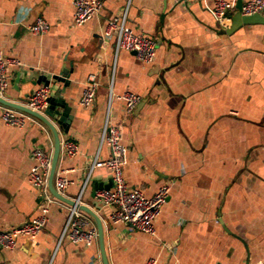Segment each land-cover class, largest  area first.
<instances>
[{
	"label": "crops",
	"instance_id": "0c3cea01",
	"mask_svg": "<svg viewBox=\"0 0 264 264\" xmlns=\"http://www.w3.org/2000/svg\"><path fill=\"white\" fill-rule=\"evenodd\" d=\"M220 27L208 0H103L97 15L74 25L73 0H0V54L7 62V99L22 104L51 81L49 97L60 91L70 116L67 132L56 127L60 150L56 177L69 183L62 192L77 198L101 221L109 264H264V25ZM126 8V25L155 45L152 63L143 64L115 49L108 23ZM264 16V13L262 14ZM38 18L47 32L29 29ZM98 83L94 102L80 104L88 77ZM140 98L125 112L123 93ZM0 106V231L39 215L40 191L28 181L31 154H51L52 139L36 121L19 128L3 123ZM119 130L124 148L122 175L130 190L151 198L163 185L169 195L154 222V234L128 231L113 222L114 206L97 200L110 190L111 174L94 160L109 157L99 145L106 116ZM68 206L52 201L34 240L15 239L0 247V264H102L97 239L90 246L59 238ZM93 223V222H92ZM94 226V224H93ZM95 227V226H94Z\"/></svg>",
	"mask_w": 264,
	"mask_h": 264
},
{
	"label": "built area",
	"instance_id": "2783aa9c",
	"mask_svg": "<svg viewBox=\"0 0 264 264\" xmlns=\"http://www.w3.org/2000/svg\"><path fill=\"white\" fill-rule=\"evenodd\" d=\"M212 4V15L215 22L222 28H227L233 12V6L227 0H208ZM103 0H73L75 12L73 15L74 25L80 26L97 15L102 9ZM126 8L119 17L111 20L107 25V33L114 31L116 34L115 49L126 50L135 55L143 64H150L155 54L154 42L141 35L134 33L126 25ZM264 13V0H249L241 6V16L262 15ZM29 31L37 36L46 34L47 24L42 18H38ZM6 61L0 54V99L7 100V75L5 72ZM98 83L94 75H90L84 84L81 94L80 104L84 108L90 107L94 102L95 92ZM49 87H41L33 91L22 104L26 109L44 115L48 107ZM118 99L125 104V112L130 114L140 101V98L132 93L126 92L118 96ZM1 119L4 124L9 126L23 127L25 122L35 121V119L23 112L10 108L1 107ZM119 130L110 124L108 115L105 118L103 127L99 135V145L108 149L109 157L105 161L94 160L88 167V177L93 169L104 168L111 174L112 186L110 190H101L96 193L97 200L106 206H114L115 211L111 214L113 222H122L127 225L128 231H142L146 234H154V222L161 212L169 195V186H161L151 198H145L140 191L130 190L123 179L122 164L124 148L119 143ZM64 156L73 157L77 152V146L71 141H66L62 145ZM34 165L29 171L28 181L40 191L43 204L39 210V215L19 226L11 227L0 231V247L12 250L15 246V239L18 237L36 239L42 230L48 206L55 200L47 188V177L50 168L51 154L42 149H35L31 154ZM68 181L62 177H56L53 185L55 191L62 195L68 185ZM75 205L68 206L67 218L59 243L67 239L71 243H82L90 246L96 241V229L92 220L78 209L79 198L73 200ZM147 264H154L149 261Z\"/></svg>",
	"mask_w": 264,
	"mask_h": 264
},
{
	"label": "water",
	"instance_id": "95a60500",
	"mask_svg": "<svg viewBox=\"0 0 264 264\" xmlns=\"http://www.w3.org/2000/svg\"><path fill=\"white\" fill-rule=\"evenodd\" d=\"M241 5H236V12L233 15L231 19V27L230 31L235 30L241 25H255L260 24L264 25V16L263 15H252V16H241L240 14ZM40 81L32 82L33 84H42V87H49L51 81L53 82H60L65 83L63 79L60 78V76H50L46 75L45 77H42L39 79ZM60 91H57L54 96H51L48 98L47 103L48 107L44 112V115H39L37 113H34L25 107L22 106L24 102H26V97L24 99V102L22 104L13 103L11 101L0 99V106L10 108L19 112H23L35 119V121L40 124L47 132H49L52 144H53V150L51 153V161H50V168L49 173L47 177V188L50 193V195L57 201L66 204L69 207H73L75 205L74 201H68L64 199L61 195H59L53 185V178L55 175L56 165L60 156V137L59 133L56 129V127H60L64 133L67 132V125L70 120V116L66 111H64L65 106L62 102V99L59 94ZM78 209L83 212L85 215H87L93 222L95 229H96V239L99 247V254L102 264H109L106 251H105V245H104V230L101 221L98 219V217L88 208L83 207L81 205L78 206Z\"/></svg>",
	"mask_w": 264,
	"mask_h": 264
}]
</instances>
